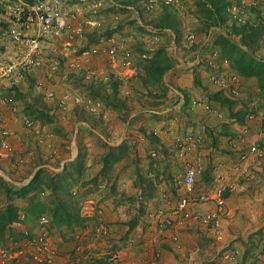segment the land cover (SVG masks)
<instances>
[{
  "label": "rangeland",
  "instance_id": "374dc122",
  "mask_svg": "<svg viewBox=\"0 0 264 264\" xmlns=\"http://www.w3.org/2000/svg\"><path fill=\"white\" fill-rule=\"evenodd\" d=\"M181 1H184L181 10L165 4L162 0H117L118 5L102 10L100 16L104 18L103 25L100 28H90L83 44L85 46L93 45L100 35L114 36L121 46L122 58H129L131 62L130 65H123L121 62L117 67H113L108 65L105 57H98L97 63L104 66L109 76L106 82L100 78L97 80L87 79L82 73L83 70L70 66L62 45L64 40L55 38H48L44 55L52 57L53 61H58L56 69L47 65L25 71L24 78L15 84L0 78V92L3 95L14 97L13 105L2 107V118L9 132L4 134L3 130L0 131V209L6 207L8 203H13L19 209V219L6 229L4 238L0 239V246L7 244L10 240L9 237L21 240L37 235L44 229L49 230L52 238L55 230L62 231L64 229L68 232H76L77 229L85 228L87 229L86 237L88 235L89 237L86 241L81 237V234H74L73 247L67 252L71 258L69 261L73 264L74 257L80 254L82 261L79 264L86 261L98 264L96 262L98 259H101L102 262L107 261L106 258L111 254L110 252L126 247L128 239H134L135 233L129 229L131 225L129 221L137 212H128L123 207L125 211L119 213L121 220L118 221L117 228L113 231L110 228V231L103 233L98 227L99 217L104 218L103 212L101 216L97 211L95 215L92 212L91 216H86L88 214L86 212L88 209L85 207L87 204L86 192L76 188L77 184L82 182L79 180L82 175L75 176L80 168H75L73 165H70L69 169L67 168L76 159H82L86 163H88V159H95L99 161L100 166L103 163L105 168L107 159V162L112 161L106 167L108 172L115 174L127 162L129 164L132 161V166H135L134 159L156 161L160 149L155 145L156 140L152 137L156 136L153 127L157 124L163 127L178 123L181 118L185 119L181 114L182 111H185L184 108L177 112V115L172 114L170 117V112H162L167 107L175 109L177 106V100L171 95L173 87H176L175 83L165 78L163 83L156 85H152L150 82L144 83L143 76L146 74L142 63L154 55L159 48H164L168 57L175 64L188 60L195 64L194 60H198L200 57L203 61L196 65H202L201 69L208 68L210 59L216 64L215 69H217L219 68L217 63H220L218 56L221 54L215 46L214 40H217L221 32L227 33L232 31L235 26L244 25H239L228 17L222 31L218 30L215 35L213 33L208 42L206 33L209 31L205 29L204 22L199 18L200 14L202 17L205 15L200 12L199 5H197L198 0ZM149 2L154 3V8L147 9L146 5ZM12 5L13 0H0V29L7 28ZM161 8L162 11L164 8H168L177 14L181 23V36L169 28H158L154 25V21L162 12L159 11ZM158 11L160 13L157 14ZM249 12L250 19H257V21L252 20L255 24L262 22L264 25L263 10L251 9ZM258 18L260 19L258 20ZM190 33L195 34L193 41L187 37ZM236 37V39L239 38ZM260 45L264 46V31ZM17 52H19V48L15 42L0 39V60H8ZM125 52H130V56H124ZM214 73L215 70L208 72L210 80ZM110 79L119 81L118 96L125 101L126 105L113 107L108 106L105 102L104 97L112 92L111 85L108 84ZM242 85L243 79L241 93ZM216 87L218 88V86ZM178 89L182 91L181 87ZM49 93H54V96L48 97ZM66 93H70L71 96L63 101ZM224 94L229 95L226 92ZM194 95L199 96L198 93ZM76 97L81 98L79 102L75 100ZM228 97L234 101L242 98L240 96L234 99L230 95ZM206 102L216 110L214 113L220 111L213 107L215 106L213 102L209 100ZM198 107L202 106L196 108ZM202 108L209 113L204 106ZM200 111L198 110V112ZM28 120L31 121V124H28ZM179 135L175 134L173 145H177V139L187 136L181 135V133ZM3 139L9 142L8 147L1 144ZM139 147L143 149L144 156H141ZM175 148L177 153L174 150L173 156L169 160L171 161L170 181L166 180V189L161 192V194L168 195L164 198H168L172 202H176L188 193L185 187H177L173 180L183 173L189 161H193L179 147ZM178 152L180 153L178 154ZM233 161L236 163L235 165L241 164L240 160L233 159ZM253 163H257V161L252 162L250 167L254 165ZM225 164L223 161L217 162L220 167H226L224 169L228 171V182L232 188L237 174L234 171L235 165L228 167ZM141 169L146 171L144 166H141ZM213 169L214 166L209 171ZM220 169L218 168L217 172L221 171ZM223 173L226 174V172ZM203 175L204 170L193 187L197 194H202L210 186L211 189L215 187L213 177L210 176V179L207 180ZM83 177L86 179L91 175L87 172ZM35 178L36 180H34ZM144 179L142 182L147 185L149 182L147 179L151 178L145 176ZM83 182L89 183L90 179L83 180ZM92 183L95 189L100 190L102 188L98 185L104 184V181ZM106 185L111 188L115 187V183L110 184V181ZM152 185L147 187L150 193L156 189L153 183ZM27 186H30L27 195H11V190L15 192L17 189ZM62 186H66V188L63 189ZM230 188L228 187L229 190ZM201 191L203 192L201 193ZM211 193L212 191L207 195ZM126 199H129L126 202L128 204L136 201L131 200L130 197ZM32 200L38 201V209L40 208L42 211L39 218L33 215L31 220H28L25 216V208ZM162 200L164 201V199ZM58 203H63L71 212H78L84 220L71 227L55 225L52 211ZM148 206L153 209L155 205ZM42 216L47 217L46 224L41 223ZM12 226L15 229L12 230ZM111 234L116 236L111 237ZM113 240L118 242L114 243ZM97 249L98 252H96ZM113 264L118 263L113 262Z\"/></svg>",
  "mask_w": 264,
  "mask_h": 264
},
{
  "label": "crops",
  "instance_id": "0c3cea01",
  "mask_svg": "<svg viewBox=\"0 0 264 264\" xmlns=\"http://www.w3.org/2000/svg\"><path fill=\"white\" fill-rule=\"evenodd\" d=\"M72 4L70 3V6ZM159 11L161 12L162 8ZM159 11L157 14L160 13ZM251 20L257 21L256 18H251ZM216 32L218 31H215L214 35ZM256 56L264 60V46L258 47ZM201 66L194 64L191 60L182 61L175 64L165 75V79L176 85V87L172 86L174 90L171 95L178 103L175 109L167 107L162 112H170V117L172 114L177 115V112L184 108L185 111H182L181 114L185 119L182 120L181 118L175 124L163 127L157 124L153 127L156 136L152 137L156 140L155 145L160 149L156 161L134 159L135 164L140 167L135 164L132 166V161L129 164L127 162L124 165L126 167L123 166L115 174H110L108 168H104L103 163L100 166L99 161L95 159H88V163L82 159H76L68 165L67 169L70 168V165L80 168L75 176L82 175L79 177L82 182L77 184L76 188L86 192L87 204L85 207L88 209L86 212H93L95 215L98 207H101L105 223L109 229L111 228L113 231L117 228V223L121 220L119 213L125 211L124 208L128 212H137L129 221L131 224L129 229L135 233L134 239H128L126 247L110 252L111 254L106 258L107 261H103L106 264H113V262L144 264L156 251L160 252V259L157 264H229L227 260L222 258V253L228 247H235L238 250L237 264H264V162L257 161L249 169H241L236 174L232 188L226 194L228 213L224 221L225 238L223 241H216L208 228L194 221H190L178 230H167L163 235L158 234L155 229L153 215L156 210L165 205L161 192L166 189V180L170 181L171 161L169 160L173 156L174 150L177 153L176 145H173L175 134H185L195 141L196 146L191 153H187V157L200 159L204 170L203 176L207 180L212 176L213 184H215V179L220 172H226V175L228 172L224 169L225 166L217 165L218 161H223L228 167L231 165L234 167L236 163L233 159L241 160L240 150L234 148L231 143L232 136H236L239 131L247 128L248 143L245 147L243 146L244 148L249 143L261 138L264 121V84L261 86L256 76H242V98L234 101L223 91H219L211 82L208 72L217 69L210 62H208L206 69H201ZM179 87L182 88V91L178 89ZM196 93H198V97L194 95ZM193 99L213 102L215 104L213 107L220 110L222 117L215 115L216 113H207L202 107L196 108L189 105ZM198 110L201 111L198 112ZM252 110L256 114V118L248 121L246 113ZM232 118L236 119L232 120ZM139 148L141 156H144L142 154L143 149ZM141 166L146 168L145 172ZM213 166L214 169L209 171ZM218 168H221V171L217 172ZM87 172L90 173L91 177L84 179L83 176ZM145 176L151 178L147 179L149 181L147 185L142 182L145 180ZM87 179H90L89 183L83 182ZM101 181H104V184L98 186L102 189H95L92 182ZM108 181L110 184L115 183V187H107ZM152 183L156 189L150 193L147 187ZM104 188L105 190H103ZM211 190L210 186L204 192L209 193ZM127 196L136 201L130 204L126 203L129 200L126 199ZM148 205L154 206L153 209ZM214 208V201L209 200L195 205L193 210L210 212ZM13 229L15 227L12 226ZM135 229L137 231H134ZM174 232H177L178 240L172 238ZM75 233L81 234V237L86 241L89 237V235L86 237L87 229L85 228L77 229L76 232H68L64 229L53 231L52 240L57 251L56 261L53 264H71L69 261L71 258L67 252L73 247ZM113 236L116 235L111 234V237ZM113 241L114 243L118 242L117 240ZM98 251L97 249L96 252ZM96 262L104 264L101 259ZM82 264H91V262L86 261Z\"/></svg>",
  "mask_w": 264,
  "mask_h": 264
},
{
  "label": "built area",
  "instance_id": "2783aa9c",
  "mask_svg": "<svg viewBox=\"0 0 264 264\" xmlns=\"http://www.w3.org/2000/svg\"><path fill=\"white\" fill-rule=\"evenodd\" d=\"M153 1V0H152ZM167 5H172L178 10L183 8L181 0H162ZM226 12L229 19H233L239 25L247 23L254 24L250 19L251 9L264 11V0H226ZM70 3H73L70 6ZM153 3V2H152ZM184 3V2H183ZM154 4V3H153ZM150 2L146 5L147 9L154 8ZM116 6L117 0H13L11 12L8 19L7 28L0 29V39L12 40L18 45L19 52L9 57L8 60H0V78L8 80L15 84L24 78L25 71L34 70L47 65L56 69L58 61H53L52 57L44 55V48L48 38L63 39L62 42L65 55L68 57L70 66L83 70L87 79L100 78L107 81L109 76L97 58L103 56L107 59L110 66L117 67L121 62L123 65H130L129 58H122L121 46L114 36H98L93 45L85 46L83 41L90 28H100L104 23L101 17L103 9ZM132 8L131 6H126ZM83 17V18H82ZM219 29L211 28L207 34L206 41H210L211 35ZM190 41H193L195 34L187 35ZM124 56H130V52H125ZM197 64L203 60L198 57L194 60ZM217 70L212 74L211 82L236 99L241 96L242 76L232 67L227 58L218 56ZM209 62L216 67V64ZM195 63V64H196ZM228 95V96H229ZM54 93H49L48 97H53ZM71 96L66 93L63 101ZM80 97H76L77 102ZM199 99H193L189 105L193 107L204 106V108L214 113V110L208 102ZM14 104V97L3 95L0 92V131L7 134L9 130L5 127L2 118V107ZM216 115L222 117L220 112ZM256 114L254 111L246 113L248 121L254 120ZM236 118H232L234 120ZM31 124V121H27ZM261 138L257 141L247 142V128L241 130L236 136H232L231 143L233 147L240 150L241 164L235 165L234 171L238 173L241 169H249L252 162H264V121L262 123ZM2 145L9 146V142L2 140ZM177 147L184 153H191L196 146L195 141L190 136L183 139H177ZM244 146V147H243ZM186 165L185 170L176 176L173 182L177 187H185L188 193L179 198L176 202L170 201L168 195L162 194L165 205L160 207L154 213L155 229L158 234L163 235L167 230H178L190 221L201 223L209 229L216 241H223L225 238L224 218L227 213L226 193L231 184L228 182V176L225 173L217 175L215 187L212 193L206 192L197 194L193 187L203 172V165L200 159H192ZM243 164V166H242ZM225 174V175H224ZM214 201L215 208L210 212L194 211L193 207L199 203ZM97 212L100 216L103 212L98 207ZM86 216L92 213L87 212ZM42 224H46L48 219L42 216ZM99 229L103 233L110 231L104 218L99 217ZM7 244L0 246V264H53L56 260V249L49 230L44 229L37 235L29 236L25 239L15 240L9 237ZM174 240H178L177 232L172 235ZM80 249V248H78ZM223 252V251H222ZM238 250L235 247H228L222 253V258L229 264H237ZM160 259V252L156 251L153 256L144 264H157ZM82 261L81 256H75L72 263L79 264Z\"/></svg>",
  "mask_w": 264,
  "mask_h": 264
},
{
  "label": "trees",
  "instance_id": "16d2710c",
  "mask_svg": "<svg viewBox=\"0 0 264 264\" xmlns=\"http://www.w3.org/2000/svg\"><path fill=\"white\" fill-rule=\"evenodd\" d=\"M200 12L203 15L200 17L204 22L205 29L209 31L211 28L219 29L227 22L228 14L226 12V0H198ZM154 25L158 28H169L177 35L181 36V23L177 14L168 9L158 15L154 21ZM264 25L262 22L249 24L244 26H235L232 31L221 32L217 40H214L215 46L219 49L222 57L227 58L232 67L242 76H256L260 85L264 84V60L256 56V49L259 47L263 36ZM238 36L239 38L236 39ZM175 66V63L170 59L164 48H159L154 55L145 59L142 67L146 76H143L144 83L150 82L152 85L163 83L165 75ZM111 85L112 92L108 93L104 100L108 106L118 107L126 105L125 101L118 96V80H111L108 83ZM170 86V85H168ZM106 92V91H105ZM121 158V157H120ZM112 162L105 161L106 167ZM105 167V168H106ZM37 177V175H36ZM66 179L65 177H63ZM62 179V180H64ZM36 180V178L34 179ZM33 180V181H34ZM33 183V182H32ZM63 189L66 186H62ZM30 186L17 189L15 192L11 190V195L17 194L20 196L29 193ZM37 200H32L25 208L26 219L31 220L33 215L40 217L41 209H38ZM53 223L57 226L71 227L74 224H79L82 220L78 212H71L64 206L63 203H58L52 211ZM19 219V209L13 203H8L6 207L0 209V239L4 238L6 229Z\"/></svg>",
  "mask_w": 264,
  "mask_h": 264
}]
</instances>
